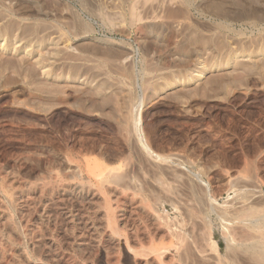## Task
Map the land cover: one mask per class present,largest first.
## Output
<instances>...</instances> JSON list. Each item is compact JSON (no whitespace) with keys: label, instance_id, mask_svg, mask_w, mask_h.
<instances>
[{"label":"rangeland","instance_id":"rangeland-1","mask_svg":"<svg viewBox=\"0 0 264 264\" xmlns=\"http://www.w3.org/2000/svg\"><path fill=\"white\" fill-rule=\"evenodd\" d=\"M84 1L0 0V264H143L154 247L162 264H264V0ZM84 158L142 205L119 247L71 249L79 223L37 225L6 193Z\"/></svg>","mask_w":264,"mask_h":264},{"label":"bare ground","instance_id":"bare-ground-1","mask_svg":"<svg viewBox=\"0 0 264 264\" xmlns=\"http://www.w3.org/2000/svg\"><path fill=\"white\" fill-rule=\"evenodd\" d=\"M90 1L92 2L93 6H91L92 9L89 13H91V12L96 13L99 10L98 9L99 0H90ZM90 1H88V2L90 3ZM137 2H136V4H137ZM181 2H182V0H181ZM185 2H186V0H185ZM83 3L79 4V5H83ZM87 5L88 4H86V6ZM139 6L140 5H138L137 7L139 9H141L142 12H144V10H145L144 15L146 14V16L148 18L153 17L155 12L157 13L158 8L160 7V6L158 7V5H153V4L149 5L148 7H145V6L139 7ZM81 7L82 6H80V8ZM187 7H188V5H187ZM139 9H138V11H140ZM85 11H88V10H85ZM134 122H135L134 125H136L135 129L138 132L137 126L140 122V119L136 118ZM134 134L136 135V133H134ZM139 135L140 134L136 135V137H138ZM144 143H145L144 140L140 139V144H141L142 148L148 150V147H146V145ZM82 160H83V162H82L81 166L78 168V171L76 173H70V174L64 176V178L53 177L49 180H42V181H39V182L34 183V184L33 183H19V185L17 187H15V188L12 187V189L7 187L9 189L6 188L7 189L6 193H8V195L13 199L14 202L18 203L20 211L22 208L23 209L26 208L29 211V210H31V207H33L32 215H31L33 217L29 216L30 211L27 214V212H28L27 210H26V215H27L26 217H28V216L31 217L33 222L36 221L38 223V224L36 223L37 225L46 224V225H52V227L57 228L56 226L58 223V228L60 229V226H61V228H62V226H64L65 228L72 227L73 224L75 226L74 221L77 224L79 223L78 227H79V225H81V227H79V228H81L83 230L82 231L83 233L81 232V234H79L77 231L76 232L77 234L73 235L72 238H74L75 239L74 241H76V242H73L72 244L69 242L70 243L69 245L66 242L67 246L70 247L71 249H75V250L80 251V250H82V249H80L81 246L82 247L84 245L85 246H90V245L92 246V243L95 244L96 239L98 240L99 238L101 240H103L105 244H107L111 247H117V246L119 247V239L122 237V235L120 234L121 235L120 238L117 237L119 235V232H118L119 229L117 230V227H116L117 224L116 223L119 224L121 221V218L123 219L124 212H125V211H123V208L126 206H129V207H132L134 209L136 208V211H138L137 209L142 207V205L140 206L139 205L140 202L138 204L135 201L136 200L135 198H133L127 194H126L127 196L124 195V193H122L121 191H119L118 189H116L114 187L115 185L112 186L113 180H112V178H110V176H111V173L113 172V169L108 168L103 163H100L95 159H91V158L85 159L84 158ZM77 165H79V164H77ZM110 181H111V183H110ZM2 190H4V189L2 188ZM111 203H114V206H113L114 208L111 206L112 205ZM18 206H17V208H18ZM5 210H6V208H5ZM133 211H135V210H133ZM142 211H143V208H142ZM144 211H145V207H144ZM4 212L0 209V228L3 227V230L7 226H9V223H10L8 221L10 218V217H8L9 214L6 215ZM72 212H73V215H72ZM135 212H134V214H135ZM131 213L132 212H130V215H131ZM126 214H127V212H126ZM145 214H146V212H145ZM146 215H148V213ZM127 216L129 217V215H127ZM150 218H152V217H150ZM152 221H154L153 218H152ZM28 222H31V221L29 220ZM33 222H31V223H33ZM33 224H31V225H33ZM153 224L156 225L155 223H153ZM157 224H159V223H157ZM32 227L33 226H31V229H33ZM151 227H153V225ZM44 228H45V226H44ZM54 228H52L53 231H54ZM65 228L63 230L66 231L67 229H65ZM76 228H77V225H76ZM79 228H77V229L79 230ZM28 229H30V228H28ZM37 229L40 230L39 226ZM153 229H154V231H152V232H155V234L159 230V228H155V227ZM160 229H161V227H160ZM3 230H2V233L5 232V230L4 231ZM33 231L31 230V232L30 231L29 232L33 233ZM37 231H36V233H37ZM40 231L35 235H33L34 233L31 235V237L33 236L31 239V244H32L31 250L33 251V249H34L35 252H37V255L40 257L44 256L46 258L47 257L56 258L55 254H56V252H58V250H57V248H56V250H53V249H55L54 247H53V249L51 248L50 245L52 243L51 244L49 243L50 242L49 241L50 240L49 234L44 235L46 233H42L43 231L42 232H40ZM68 231H69V234L72 232V231L70 232V230H68ZM144 232H145V229H144ZM152 232H151V234H152ZM7 234H5V235L7 236ZM145 234H147V233H145ZM160 234H161V230H160ZM63 235H65V234L63 233ZM45 236H47V238H45ZM71 236H72V234H71ZM1 237H2V234H1ZM64 237L60 236V238H64ZM147 237L148 236H146V238ZM152 237H154L153 234H152ZM57 239H59V238L57 237ZM0 240H1V238H0ZM55 241L58 242L57 240H55ZM67 241H68V239H67ZM28 242H30V241H28ZM85 242H88V243H85ZM142 248H144V247H142ZM15 249H16L15 255H17V257L21 258L22 260H24V262H26L27 261L25 258L26 256L23 255L22 250H20V248H18L19 250H17V248H15ZM164 249H166V248H164ZM164 249H163V251H164ZM59 250H61V249L59 248ZM75 250H73V251H75ZM88 250H89V248H88ZM155 250H161V249H157L154 247V249H151L150 252H148V253L146 252L147 251V249H146L145 253L141 252L142 255L139 254L140 256H143V258L139 257L137 254H136V256H138L140 260L142 259L143 264H162L161 259L164 256V254H166V253L162 252V251H155ZM167 250H169V249H167ZM54 251H56V252H54ZM69 252H70V250H69ZM62 254L64 255V253H62ZM136 256H134L133 258H135ZM58 257H60V256H58ZM60 259L62 260V258H60ZM56 260H58V259H56ZM135 263H137V262H135ZM138 263H139V261H138Z\"/></svg>","mask_w":264,"mask_h":264}]
</instances>
